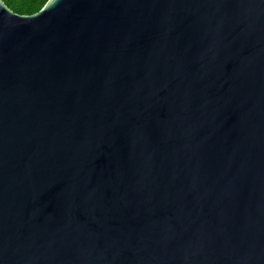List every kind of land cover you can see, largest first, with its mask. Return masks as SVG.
<instances>
[{"label": "water", "instance_id": "water-1", "mask_svg": "<svg viewBox=\"0 0 264 264\" xmlns=\"http://www.w3.org/2000/svg\"><path fill=\"white\" fill-rule=\"evenodd\" d=\"M0 264H264V0H0Z\"/></svg>", "mask_w": 264, "mask_h": 264}, {"label": "trees", "instance_id": "trees-1", "mask_svg": "<svg viewBox=\"0 0 264 264\" xmlns=\"http://www.w3.org/2000/svg\"><path fill=\"white\" fill-rule=\"evenodd\" d=\"M14 12L30 14L37 11L46 0H3Z\"/></svg>", "mask_w": 264, "mask_h": 264}]
</instances>
